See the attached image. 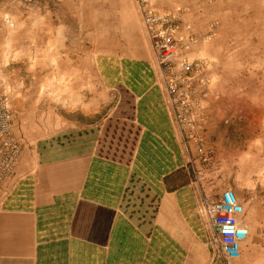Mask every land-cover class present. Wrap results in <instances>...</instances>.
<instances>
[{"label":"crops","instance_id":"0c3cea01","mask_svg":"<svg viewBox=\"0 0 264 264\" xmlns=\"http://www.w3.org/2000/svg\"><path fill=\"white\" fill-rule=\"evenodd\" d=\"M112 5L117 37L96 59L110 111L99 119L72 113L51 131L43 119L35 136L14 129L23 151L2 195L0 264H264L262 219H245L250 235L239 260L221 257L200 206L227 189L224 173L200 172L198 148L183 142L137 0ZM162 5L156 9L184 24L197 17ZM199 15L200 30L194 26L204 32ZM205 43L190 57L207 54ZM216 106L208 138L215 144ZM11 107L23 110L12 99Z\"/></svg>","mask_w":264,"mask_h":264},{"label":"rangeland","instance_id":"374dc122","mask_svg":"<svg viewBox=\"0 0 264 264\" xmlns=\"http://www.w3.org/2000/svg\"><path fill=\"white\" fill-rule=\"evenodd\" d=\"M115 1L0 0V110L12 114L15 133L26 128L35 136L43 119L51 131L72 113L99 119L110 111L113 97L101 86L96 59L117 37ZM158 2L197 16L181 25L206 42L207 54L193 58L209 63L211 78L199 171L223 172L219 179L236 193L245 219L264 220V0ZM11 99L23 110L14 111ZM213 103L216 144L208 140Z\"/></svg>","mask_w":264,"mask_h":264},{"label":"built area","instance_id":"2783aa9c","mask_svg":"<svg viewBox=\"0 0 264 264\" xmlns=\"http://www.w3.org/2000/svg\"><path fill=\"white\" fill-rule=\"evenodd\" d=\"M156 2L137 0L155 55L159 81L183 142L188 147L194 144L205 155L211 87L209 63L190 57L199 40L181 25L176 15L157 10ZM13 128L10 111L0 110V207L5 184L14 175L23 151V142L15 136ZM200 212L224 261L239 260L250 229L245 223V208L236 193L226 189L220 196L204 197Z\"/></svg>","mask_w":264,"mask_h":264}]
</instances>
